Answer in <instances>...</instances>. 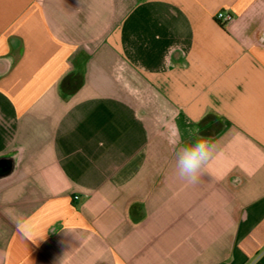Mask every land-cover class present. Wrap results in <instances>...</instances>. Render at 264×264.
I'll use <instances>...</instances> for the list:
<instances>
[{"label":"crops","instance_id":"crops-1","mask_svg":"<svg viewBox=\"0 0 264 264\" xmlns=\"http://www.w3.org/2000/svg\"><path fill=\"white\" fill-rule=\"evenodd\" d=\"M0 168V264H264V0H0Z\"/></svg>","mask_w":264,"mask_h":264},{"label":"clouds","instance_id":"clouds-1","mask_svg":"<svg viewBox=\"0 0 264 264\" xmlns=\"http://www.w3.org/2000/svg\"><path fill=\"white\" fill-rule=\"evenodd\" d=\"M193 139L188 143L176 141V173L188 184L198 182L203 170L217 151L216 144L200 136V129L190 130Z\"/></svg>","mask_w":264,"mask_h":264},{"label":"trees","instance_id":"trees-1","mask_svg":"<svg viewBox=\"0 0 264 264\" xmlns=\"http://www.w3.org/2000/svg\"><path fill=\"white\" fill-rule=\"evenodd\" d=\"M79 81H80V78L77 74H71V75L66 76L63 79L61 85L64 89H70V88L74 89L78 85ZM1 169L2 168H0V170Z\"/></svg>","mask_w":264,"mask_h":264},{"label":"built area","instance_id":"built-area-1","mask_svg":"<svg viewBox=\"0 0 264 264\" xmlns=\"http://www.w3.org/2000/svg\"><path fill=\"white\" fill-rule=\"evenodd\" d=\"M215 19L222 25H227L231 20L232 16L224 11H218L215 14ZM77 197H75L76 199Z\"/></svg>","mask_w":264,"mask_h":264},{"label":"water","instance_id":"water-1","mask_svg":"<svg viewBox=\"0 0 264 264\" xmlns=\"http://www.w3.org/2000/svg\"><path fill=\"white\" fill-rule=\"evenodd\" d=\"M8 170H0V175H4Z\"/></svg>","mask_w":264,"mask_h":264}]
</instances>
